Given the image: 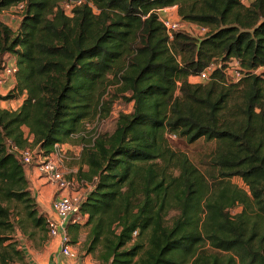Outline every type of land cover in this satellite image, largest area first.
Here are the masks:
<instances>
[{
    "label": "trees",
    "instance_id": "16d2710c",
    "mask_svg": "<svg viewBox=\"0 0 264 264\" xmlns=\"http://www.w3.org/2000/svg\"><path fill=\"white\" fill-rule=\"evenodd\" d=\"M22 2L14 29L1 11ZM59 2L0 0V71L6 54L17 65L0 93V264H30L16 231L40 248L49 238L14 147L52 154L110 114L113 83L133 109L85 142L78 177L94 185L72 243L87 227L83 248L101 264H264V75L252 72L264 65V0H87L73 16ZM174 5L207 34L171 39L158 10ZM212 62L206 83L189 81ZM230 62L246 71L239 81ZM22 95L17 109L2 107ZM171 135L215 143L204 171Z\"/></svg>",
    "mask_w": 264,
    "mask_h": 264
},
{
    "label": "built area",
    "instance_id": "2783aa9c",
    "mask_svg": "<svg viewBox=\"0 0 264 264\" xmlns=\"http://www.w3.org/2000/svg\"><path fill=\"white\" fill-rule=\"evenodd\" d=\"M252 1L253 0H241V2L246 6H249ZM86 2L87 0H60L59 5L66 15L73 16L74 11ZM87 3L90 6H93L91 2ZM175 7L176 5L158 10L159 18L164 24L171 39L173 38L175 31L186 30L185 27L187 22L193 24V22L183 20L181 17L177 16V12L174 13ZM12 8H17L22 15L24 3L22 2L17 5H13ZM168 12H173L174 15H176V18H174L172 14H169ZM198 25L200 26L198 33L199 35H197V37L206 35L209 31V27L201 24ZM218 66L219 65L216 62L210 63L200 73L190 75L189 81L191 83H201L203 81L209 80L212 72ZM16 70L17 65L15 63L10 65L5 64L3 70L0 71V86L7 82L9 78L16 76ZM252 72L255 74L264 75V65L252 70ZM227 74L229 75V81L233 82L239 81L246 74V71L240 68L239 65H237V62H230L229 66L227 67ZM84 145L85 143L82 144V148ZM14 150L17 151L21 161L27 169L30 167H35L38 173L54 186L56 190L55 197L52 202V210L54 215H47L49 235L59 236V252L62 256L70 259L77 258L78 253L74 249V245L72 243V237L69 233V225L83 223L85 220L86 216L81 213V204L89 191L93 188L94 184L88 182L87 180L79 179L76 174L71 175L73 172H68L63 168L62 158L66 152L63 143H56L54 152L50 155H45L38 147L33 148L31 146L25 148L14 147ZM80 186H85L86 189H83V187L79 189Z\"/></svg>",
    "mask_w": 264,
    "mask_h": 264
},
{
    "label": "rangeland",
    "instance_id": "374dc122",
    "mask_svg": "<svg viewBox=\"0 0 264 264\" xmlns=\"http://www.w3.org/2000/svg\"><path fill=\"white\" fill-rule=\"evenodd\" d=\"M13 6L3 9L1 11V18L2 20L12 28L16 29L19 25L20 21V11L17 8H12ZM178 11V6L175 7L174 13ZM169 14H172L174 18H176V15H174L173 12H168ZM177 16L181 17L178 12ZM199 26L198 24L194 23H188L186 24L185 31L189 32L193 36L199 35ZM210 28V27H209ZM6 64L10 65L11 63L9 60H6ZM110 79H115L114 74L110 75ZM8 81V80H7ZM207 81H203L201 83H206ZM1 86H5V89L3 92L6 94L11 90L9 83H4ZM0 86V89H1ZM5 94V95H6ZM126 96H128L127 93H123L121 91V85L118 83L110 84L108 87V91L106 93V97H110L114 99V102L112 104L111 112L108 116L102 117V115L98 114L97 117L93 120H88L85 122V126L79 136H74L70 143L75 146L76 148H65L66 152L64 153V157L62 158V165L65 170L68 172H73L71 175L76 174L78 177V169L80 165V159L77 158V153L80 152L81 145L85 142H88L90 137L95 136L99 132H112L116 126V122L118 119V116L121 113H128L131 112L133 109V102H129L126 99ZM4 100H2L3 102ZM12 105H6V103L3 102V107L14 110V108H17V103L15 101L10 102ZM83 137V138H82ZM170 143L173 148L182 150L188 154V156L191 158V160L201 168V170H205L207 167V158L212 153L215 143L213 141H207L205 138H200L194 142H189L184 137L177 136H169ZM76 153V154H75ZM75 172V173H74ZM232 182L236 185H238L240 188H244L248 190V186L244 182V180L238 176H234L232 179ZM86 189L85 186H80L79 189ZM83 192V190H82ZM241 206L237 207L234 211H240ZM175 214L173 211L171 215ZM170 215V216H171ZM20 231H16V235L19 239V241L22 243V245L27 247L34 252V251H40L42 247L40 248L38 246L37 241H30L28 240L27 236H22L18 234ZM93 255V254H92ZM225 254H222V256ZM96 256L95 254L93 255ZM16 264H23V263H16ZM27 264V263H24ZM101 264V262L99 263Z\"/></svg>",
    "mask_w": 264,
    "mask_h": 264
},
{
    "label": "crops",
    "instance_id": "0c3cea01",
    "mask_svg": "<svg viewBox=\"0 0 264 264\" xmlns=\"http://www.w3.org/2000/svg\"><path fill=\"white\" fill-rule=\"evenodd\" d=\"M5 60H9L11 64H16L15 58L6 54L4 55ZM9 83L10 88L12 89L16 84V76H13L9 78V80L6 82ZM5 89V86H1L0 93L2 95H5L6 93L3 92ZM26 96L22 95L17 99H8L4 100L3 102L6 103V105H12V101H15L17 103V108L22 104L24 98ZM3 102L1 101V105L3 107ZM17 108H14L17 109ZM71 140H68L67 142H64V148H76L70 143ZM82 146V145H81ZM82 147H80V152L77 153V158L80 159ZM76 154V153H75ZM85 169L86 165H79L80 168ZM78 169V171H79ZM26 174L30 180L31 183V189L34 193V195L37 198V201L39 203V206L42 211L46 212L47 215H54L52 210V202L55 197V188L54 186L49 183L42 175H40L35 169V167H30L26 169ZM88 233V228L85 227L82 229L79 239L76 244L74 245V249L77 251L78 256L75 259H70L67 257H64L60 254V238L59 236H50L48 240L44 243L43 248L40 251H34L32 252L29 248L28 251L26 250L27 247L22 245L24 250L27 254V259L30 264H99L98 260L91 254L87 253L83 245L85 243L86 237Z\"/></svg>",
    "mask_w": 264,
    "mask_h": 264
}]
</instances>
